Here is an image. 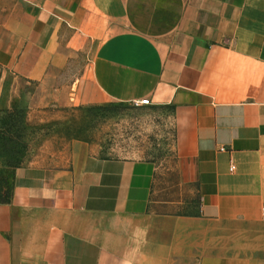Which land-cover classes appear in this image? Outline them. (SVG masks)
Here are the masks:
<instances>
[{
	"label": "crops",
	"instance_id": "1",
	"mask_svg": "<svg viewBox=\"0 0 264 264\" xmlns=\"http://www.w3.org/2000/svg\"><path fill=\"white\" fill-rule=\"evenodd\" d=\"M30 86L171 107L176 161L73 140L23 164L0 264H264V231L223 250L200 229L264 223V0H0V108Z\"/></svg>",
	"mask_w": 264,
	"mask_h": 264
},
{
	"label": "rangeland",
	"instance_id": "2",
	"mask_svg": "<svg viewBox=\"0 0 264 264\" xmlns=\"http://www.w3.org/2000/svg\"><path fill=\"white\" fill-rule=\"evenodd\" d=\"M71 84L62 81L56 86ZM39 94L30 86L5 96L0 108V166L8 161L9 146L24 149L27 164L38 156L65 152L73 140H85L102 158L152 160L166 173L173 168L176 135L171 107L118 102L78 105L73 96L69 97L72 105H64V100L50 104ZM200 229L209 234L208 241L216 238L219 245L214 247L228 250L234 242L245 245L247 239L258 237L264 223L203 222Z\"/></svg>",
	"mask_w": 264,
	"mask_h": 264
},
{
	"label": "trees",
	"instance_id": "3",
	"mask_svg": "<svg viewBox=\"0 0 264 264\" xmlns=\"http://www.w3.org/2000/svg\"><path fill=\"white\" fill-rule=\"evenodd\" d=\"M8 161L0 172V204H10L14 193V172L24 164L25 151L9 146Z\"/></svg>",
	"mask_w": 264,
	"mask_h": 264
},
{
	"label": "built area",
	"instance_id": "4",
	"mask_svg": "<svg viewBox=\"0 0 264 264\" xmlns=\"http://www.w3.org/2000/svg\"><path fill=\"white\" fill-rule=\"evenodd\" d=\"M135 105L138 107L151 106V101L149 99H146V100H143L139 103H136ZM234 169H235V167H232V170H234Z\"/></svg>",
	"mask_w": 264,
	"mask_h": 264
}]
</instances>
